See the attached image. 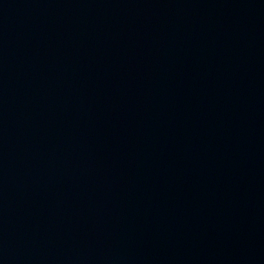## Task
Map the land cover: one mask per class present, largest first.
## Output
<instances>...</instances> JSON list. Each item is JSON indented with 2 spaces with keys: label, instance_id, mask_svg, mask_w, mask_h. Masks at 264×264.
<instances>
[{
  "label": "water",
  "instance_id": "1",
  "mask_svg": "<svg viewBox=\"0 0 264 264\" xmlns=\"http://www.w3.org/2000/svg\"><path fill=\"white\" fill-rule=\"evenodd\" d=\"M0 264H264V0H0Z\"/></svg>",
  "mask_w": 264,
  "mask_h": 264
}]
</instances>
